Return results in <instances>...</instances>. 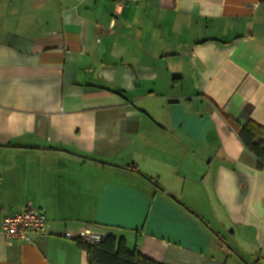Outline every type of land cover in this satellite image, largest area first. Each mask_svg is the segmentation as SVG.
Returning a JSON list of instances; mask_svg holds the SVG:
<instances>
[{
  "label": "crops",
  "instance_id": "crops-1",
  "mask_svg": "<svg viewBox=\"0 0 264 264\" xmlns=\"http://www.w3.org/2000/svg\"><path fill=\"white\" fill-rule=\"evenodd\" d=\"M0 0V264H88V229L158 264H264L261 0ZM30 204L47 237L8 245ZM72 238H68L67 235Z\"/></svg>",
  "mask_w": 264,
  "mask_h": 264
},
{
  "label": "trees",
  "instance_id": "trees-1",
  "mask_svg": "<svg viewBox=\"0 0 264 264\" xmlns=\"http://www.w3.org/2000/svg\"><path fill=\"white\" fill-rule=\"evenodd\" d=\"M261 3L263 4L264 0H261ZM225 120L245 148L255 156L258 169L264 170V127L254 121H248L241 126L227 117ZM77 243L87 252L88 264H158L137 250L129 251L125 239L114 235L105 236L99 244L93 246L82 238Z\"/></svg>",
  "mask_w": 264,
  "mask_h": 264
},
{
  "label": "built area",
  "instance_id": "built-area-1",
  "mask_svg": "<svg viewBox=\"0 0 264 264\" xmlns=\"http://www.w3.org/2000/svg\"><path fill=\"white\" fill-rule=\"evenodd\" d=\"M141 0H114L118 15L120 10L138 4ZM48 219L46 213L30 204L24 211L15 215H7L2 221L3 235L8 245L15 242L31 244L32 237L45 239L47 237ZM106 235H102L92 229H88L81 238L89 245L99 244ZM67 237L72 238L69 234ZM80 238V239H81Z\"/></svg>",
  "mask_w": 264,
  "mask_h": 264
}]
</instances>
